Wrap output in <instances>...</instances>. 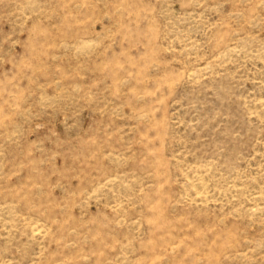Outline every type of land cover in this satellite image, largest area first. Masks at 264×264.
<instances>
[{"label": "rangeland", "instance_id": "rangeland-1", "mask_svg": "<svg viewBox=\"0 0 264 264\" xmlns=\"http://www.w3.org/2000/svg\"><path fill=\"white\" fill-rule=\"evenodd\" d=\"M0 264H264V0H0Z\"/></svg>", "mask_w": 264, "mask_h": 264}]
</instances>
